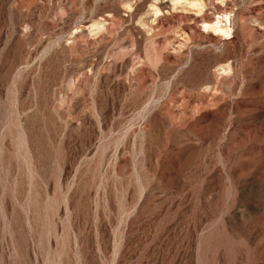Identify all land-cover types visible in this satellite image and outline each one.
I'll list each match as a JSON object with an SVG mask.
<instances>
[{"label":"rangeland","instance_id":"1","mask_svg":"<svg viewBox=\"0 0 264 264\" xmlns=\"http://www.w3.org/2000/svg\"><path fill=\"white\" fill-rule=\"evenodd\" d=\"M190 1L0 0V264H264V0Z\"/></svg>","mask_w":264,"mask_h":264},{"label":"bare ground","instance_id":"2","mask_svg":"<svg viewBox=\"0 0 264 264\" xmlns=\"http://www.w3.org/2000/svg\"><path fill=\"white\" fill-rule=\"evenodd\" d=\"M190 4L194 7L197 8V11L201 10V7H202V4L197 1V0H192L190 1ZM129 5V4H128ZM126 5V6H128ZM151 11H152V14L153 16H157V14L159 13V9L158 7L156 6L155 3H152L151 4ZM225 14V13H224ZM222 15V13H221ZM219 15V16H221ZM223 16V15H222ZM222 19V18H221ZM209 20V19H208ZM230 19H228L227 16H224V20H223V24H221V21L218 17H214L213 19H211L210 21H207V22H203L202 23V27L205 31H211L213 32L215 35H219L223 38H227L229 37V35L231 34V26H230ZM204 21V20H203ZM96 29H99V27L97 25H94ZM223 69V67H222ZM226 69V68H225ZM224 70V69H223Z\"/></svg>","mask_w":264,"mask_h":264}]
</instances>
